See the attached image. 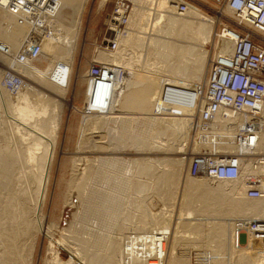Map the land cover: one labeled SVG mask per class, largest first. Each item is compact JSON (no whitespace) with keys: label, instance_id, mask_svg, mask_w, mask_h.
<instances>
[{"label":"bare ground","instance_id":"6f19581e","mask_svg":"<svg viewBox=\"0 0 264 264\" xmlns=\"http://www.w3.org/2000/svg\"><path fill=\"white\" fill-rule=\"evenodd\" d=\"M132 1L134 7L131 12L126 34L117 37L118 43L115 52L112 51L113 53L110 55H107L106 52H102L99 58L103 61L105 60L107 62H105V64L119 66L124 69L123 66L125 65L122 63V54L130 44L138 43L143 45V43H148L153 44L154 47L156 46L158 48L155 47V50L157 49L156 53L164 58L160 63L162 66L169 68V70H166L163 67V69L161 68L163 70L162 72L156 71L146 73L142 75L143 77H139L138 79L132 77V81H130V83H132H129L130 85L127 84L124 91H130L129 94L133 96L140 93L149 97L156 108L154 111L158 113L162 112L169 121L167 124L173 122L177 126L180 122L179 118H182L184 124L178 128H172L170 126L165 128L164 126V128H162L163 130L158 131L155 137H152L151 139L150 137L138 133L139 131L136 132L137 134L132 132L129 136L133 138L134 147H137V149L141 147L140 149L142 150L146 148H159L165 150H177L178 152L186 151L190 128L192 127L193 130L195 128L194 114L196 110L185 105L186 100H190V97L185 98L182 94L176 91V93H166V85L179 87L180 89H197L200 85L201 79L205 76L206 63L209 58V50L206 48L207 45L212 42L217 43L216 47L219 51L218 53L222 55L231 54L233 52L234 43L221 36V40L218 42L213 41L215 26L214 18L208 16L202 12L201 9L192 4L189 5L188 10L184 14H179L172 3L173 0ZM58 2L61 5V9L58 16L51 18L48 22L49 30L47 35L44 36L46 42L43 40V54H46L48 57H54V54H57L55 52L60 49V54L71 59V56L73 55V43L76 42L78 31L81 28L83 14L88 0H58ZM107 3L108 0H102L100 5L105 7ZM66 6H74L75 10L78 12V16L74 20L75 27L67 25L64 22L67 18L61 17L62 10ZM9 18L11 21H14L16 25L17 21L15 22V17L0 8V21H2L0 23V31L5 32L3 37H0V40L10 46V44L7 43L8 39L6 42V35L11 36L9 31L11 32L14 28L9 25V21L5 20H9ZM50 22L56 23L60 32L67 33L66 36H68V38L66 37L67 39L65 38L66 40H64V42L61 43L59 36L52 32V25ZM160 34H162L165 39L161 38ZM10 47L14 51H17L20 48V46L17 49L16 46H14L15 48L13 46ZM0 59L4 61L6 65L13 66L8 57L0 55ZM35 63L36 62L16 65L17 67L14 68L28 77L31 73V68L32 71L34 70L36 66ZM61 66H63V64ZM192 66L193 70H196L198 73L197 82L190 81L189 79L190 82L188 81L186 84L184 83V85L179 86L176 82V78L181 79V77L185 78L186 76L188 79L189 77L187 76H193V74L190 75V69ZM42 69L44 70V68ZM45 70H47V68ZM3 73L4 71L0 69V119H2V123L6 124L7 122V126L9 127H6L9 129L7 132V129L6 131L4 129L5 126L4 128L0 127L3 131H0L2 132L0 137L4 132L9 135V130L11 128L13 133H10V135L13 134L15 138L14 144H16V146L11 147L10 143L8 146L7 144L5 146L0 144V264H21L22 261L25 260V256L28 253L26 254L27 250L24 249V246L27 245V241L31 238L30 236H33L32 246L30 245L31 251L35 244L34 235H31L34 228L37 234L42 233L50 239L48 253L51 254V256L46 260L48 264H119L117 259L119 256L118 251L124 253L125 258L122 261V264H200V262L193 258V250H195V254L198 255H201L200 252L205 251L206 255L209 254L205 257L207 260L205 264H264V250H258L254 246L252 247L251 243H241L240 231H238V228L236 227V222H232L234 218H238L240 221L243 220V228L250 220L264 218V198L250 199L246 196L247 180L256 178L261 180L260 183L264 185V100L261 103L259 118L261 123L260 137L257 147L253 150L259 152H256L255 154L249 153L243 156L244 168L242 178L239 181L233 182L234 184L232 185L233 187L230 192H227L224 189L225 185L228 186L227 182L230 181L213 182L215 180H211L204 176L193 177L188 172L187 181L191 182L189 186H194L192 189L194 192L188 190L189 194L187 193V196L189 195V198L187 197L189 199V205L194 204L193 201L196 203L199 202L201 204L200 210L202 212H209V215L219 213V215L222 214L233 217L229 218L230 221L226 224L213 223L206 226L198 221L191 220L193 219L194 213L191 210L192 208L188 206L184 213V217L181 218L182 221H179L178 223L177 231L183 232V234H186L185 236H191L192 234L199 236V233L207 228L204 245L195 247L191 237L182 236L178 239V236H176L175 240H178L168 249L167 254L166 250L157 251L156 248L152 246L154 243L153 236H150L149 234L150 231L154 232V229H159L161 225V227L166 228L165 233L167 237L171 223V219L167 218L168 220L165 219L162 223L159 220H154L155 224L152 223L154 226L151 224L152 228L145 229L142 226H138L139 229L133 228L126 232L124 235L132 236L133 243H129L130 240H128V242L126 240H120L123 243H120L118 240L119 244L115 243V241L113 243H105V245H100L101 249L99 248V252H95L93 249L95 253H90L93 256L95 255V257H89L86 254H83L79 248L64 240V238L60 237L57 239L51 235L49 232L50 230H48L50 228L47 229L44 225L45 221L43 220L44 218L41 213L50 181V173L54 161L59 128L58 122H56L55 118L53 119V116H50V119L48 118L49 121L47 122L40 118L49 114L50 98L47 100L43 98L42 94L33 95L31 93L20 96L19 98L11 97V92L1 85V76ZM122 81L123 79L118 80L115 86H113V96L116 93V90L122 86ZM26 90H30V92L36 91L35 86L25 81L23 88L17 94ZM102 90L105 91L106 89ZM103 94H106V92ZM113 101H111L110 110L113 108ZM109 116L110 118L112 117V115ZM108 117L106 119H109ZM97 119L101 120V118ZM6 133L4 134L6 135ZM234 135H236V133L232 132L229 134V137H222L220 132L215 133L210 132L207 129L203 130L202 128H198L196 130V137L198 136V138L196 139L194 149L199 150L206 148V150L212 152L236 151L237 147L234 146L232 140ZM165 136L167 141L163 142V137ZM156 139H159L161 145L155 144V142H157ZM7 141L8 139L6 138L5 142ZM177 141L180 142L177 143ZM79 143L81 142L79 141ZM214 144L217 146V149H210L209 147ZM162 146H166V148ZM112 158H110L111 160L109 158L103 159L102 162H112L113 164H118L120 162L119 159H117L118 157L116 159ZM144 158L137 159V161L146 165L140 168L141 172L146 171L148 174L155 176L159 180L158 183L161 186L166 185V187L174 188L179 183V172L176 170V167L182 165L185 157L179 159H174L172 157H165V159H154V157ZM80 161L85 162L87 160L82 158ZM150 162H156L160 167H163L162 172H169L172 174L157 175V177L154 175L155 172L152 163ZM253 164L255 167L258 166V169L254 168ZM31 186H33L36 192L35 199L32 200L33 206H31V203L27 202L32 198L29 191ZM94 199L95 198L91 197L90 201H94ZM40 203L41 210L38 213ZM165 209H167V212L171 211H169V208H164V210ZM113 210L110 212H113ZM110 212L108 210V213ZM165 214L164 216H166ZM171 215L172 214L170 213L169 216ZM141 224L143 225V221ZM225 228L229 229L227 233L225 232ZM217 229L219 235L225 233L229 235L230 239L228 238L227 244L229 247L231 246V250L234 248L232 253H228L225 260L221 259L222 257L220 256V253L223 256V252H227L224 251L226 248L223 249L225 243L222 245V241L219 242L216 237V240H218L220 244L214 240L209 241L211 237L208 236L212 234L211 236L214 237V235L217 234L215 233ZM210 230H212V232H210ZM137 233H141V235ZM224 236L225 235H223V238ZM231 236L237 238L234 237L233 239ZM217 237L219 238V236ZM223 238L221 240L224 242ZM60 248L65 249L70 253V259L65 260L62 258L59 251ZM186 248H189L188 252L184 251ZM161 249L162 246H160V250ZM231 250L229 252H231ZM97 253L100 254V257H97ZM102 255H105V257ZM30 258L32 259V256H30Z\"/></svg>","mask_w":264,"mask_h":264},{"label":"rangeland","instance_id":"374dc122","mask_svg":"<svg viewBox=\"0 0 264 264\" xmlns=\"http://www.w3.org/2000/svg\"><path fill=\"white\" fill-rule=\"evenodd\" d=\"M101 2L102 0H88L83 14L81 28L78 31L76 42L73 43V55L71 56V59L60 54V49L55 52L57 54H54V57H48L46 54H43V56L36 61L34 70L32 71L31 68L30 75L27 74L28 77L25 76L24 78L27 83H31L35 86L36 91L30 92V90H26L20 94L9 93L11 97L14 98H19L28 93L33 95L42 94L43 98L47 100L50 98L49 114L40 118L47 122L50 119L49 117L53 116V119L55 118L56 122H58L59 128L54 161L51 168L46 198L41 211L44 218L43 220L45 221L44 225L47 229L50 228L48 229L50 230V234L57 239L60 237L64 238L68 243L79 248L83 254L91 257L93 255L90 253L94 252V250L97 252L102 244L105 245V243H113L114 241L119 244L120 240H126L127 242L130 240L129 243H133L132 236L124 235L133 228L139 229L140 226L145 229L152 228V225L155 224L154 220H159L162 223L165 219L170 218L171 223L167 237L165 233L166 228L161 227V225L159 229H154V232L150 231L149 234L150 236H153L154 243L152 246L155 247L157 251L166 250L167 254V251L172 244L180 237L186 235L183 234V232L177 231V228L178 223L179 221H182L181 218L184 217V213L188 206L192 208L191 210L194 213L193 219L191 220L198 221L206 226L213 223L226 224L230 221L229 218L233 217L229 215H219V213L209 215V212H202L200 210L201 204L199 202H197L199 203L197 204L193 201L194 204L189 205V195L187 196V193L189 194L188 190L194 192L192 190L194 186H189L191 182L187 181L190 156L194 153L206 150V148L199 150L194 149L198 136L196 137V133L193 134L194 130L192 127L189 131L186 151L183 152L159 148H146L142 150L140 149L141 147H139L137 149V147H134L133 138L129 136L132 132L137 134L136 132L139 131L138 133L150 137L151 139L152 137H155L158 131H162L164 126L165 128L168 126L178 128L184 124L182 118H179L180 122L177 126L173 122L167 124L169 122L168 119L162 112L158 113L154 111L156 108L149 97L140 93L133 96L129 94L130 91H124L126 85L132 81V77L138 79L139 77H143L142 75L146 73L156 71L162 72L163 67L166 70H169V68L162 66L160 63L164 58L156 53L158 49L156 46L157 49L155 50L153 44H130L122 54V63L125 65L123 66L125 69V77L121 82L122 86L116 90V95L114 94V96H112V99L114 100H112L114 103L112 110L102 114L85 113L87 107L92 101V97L90 98L89 93L93 90L89 85V79L87 77L88 69L94 61H97V63L106 62L99 58L102 52H106L107 55H110L113 53L112 51H114L111 50L108 43H106L107 38H109L106 21L108 14H110L114 8V2L108 3L105 7L100 5ZM190 3L201 9L202 12L208 16L214 18L215 26L213 41L215 42L221 40L220 36H217L216 33L222 24L234 23V16L225 8L224 2H219L218 0H192ZM61 14V17L67 18L66 21L63 20L67 25L75 27L74 20L77 18L78 12L75 10L74 6L64 7ZM7 19L5 20L9 21V25L14 29H12L11 32L9 31L11 36L6 35L8 38L5 36L6 42L8 39L7 43L10 44V46H16L17 49L21 46L22 39L26 34L27 29L25 26L17 24L16 19V25L10 18L9 20ZM1 22L2 21H0V23ZM53 22H50L52 25V32L59 36V40L62 43L68 38V36H66L67 33L60 32L58 30V25ZM3 34H5V32L0 31V37H3ZM160 35L161 38H164L162 34ZM44 42H46V39H44ZM216 44L217 43L212 42L206 47L209 50V58L206 63L205 76L201 79L200 85L207 82L210 60L212 57L219 54ZM62 64L63 66H61ZM7 67L6 63L0 59V69L6 70ZM45 67L47 70H45ZM42 68H44V70ZM190 70V75L193 74V76H187L189 77L188 79L186 76L185 78L181 77V79L176 78V82L179 86L184 85V83L186 84L189 79L190 81L197 82L198 73L196 70H193V66ZM102 89L103 88L97 89L98 99H100L102 94L107 91V89H104L105 91ZM107 115H112V117L110 118V116L108 117ZM106 116L109 119H106ZM97 118H101V120ZM0 121V127L4 128L5 126L4 129L5 131L7 129L8 132L9 128L7 127L9 126H7V122L5 124L2 123V119H0ZM0 131H2L1 128ZM12 131L13 130L10 128L9 135H7L8 133L6 132H4L6 135L4 133V136L3 134L1 135L0 144H2V146H5L6 144L8 146L9 143L11 144V147L16 146V144H14L15 138L13 134L10 135V133H13ZM2 132H0V134ZM6 138L8 139L7 142H5ZM163 138V142H166V136ZM156 141L155 144L161 145L159 139H156ZM179 142L180 141H177V143ZM162 147L166 148V146ZM209 148L216 150L217 146L214 144ZM256 152L259 151H252L250 153L255 154ZM144 157H154V159H165V157L179 159L185 157L182 165L176 167V170L179 172V183L174 188L166 187V185L161 186L158 183L159 180L155 176L148 174L146 171L141 172L140 168L146 165L137 161V159ZM82 158H85L87 161H80ZM107 158H117L120 162L118 164L105 161L102 162L103 159ZM150 163H152L155 172L154 175L172 174L169 172H162L163 167H160L156 162ZM253 167L258 169V166L255 167L254 164ZM227 183L228 186L225 185L224 189L225 191L230 192L234 183ZM29 191L32 198H30V200L27 199V202L31 203V206H33L32 200L35 199L36 192L33 186H31ZM91 197L95 198L94 201H90ZM40 207L41 203L38 207V213L41 210ZM164 208H169V211H171L167 212V209L164 210ZM110 209H114L113 212H110L112 211ZM108 210L110 213H108ZM170 213L173 216H169ZM164 214L166 216H164ZM235 220L239 219L234 218L232 222L234 223ZM142 221L143 225L141 224ZM206 229L207 228L199 233V236L192 234L191 236L185 237H191L195 247L202 246L204 245L205 234H207ZM225 229L224 231L227 233L229 229ZM217 231L218 229L215 232L217 234H213L214 237L211 236L212 234L208 236L211 237L209 241L214 240L217 243L222 241V245L225 243L223 249L226 248L224 251L227 252L225 253L221 251L223 252V256L220 253V256L222 257L221 259L225 260L228 253H232L234 248L232 247L233 249L231 250V246L229 247L227 244L229 235L226 233L219 235V231ZM210 232H212V230H210ZM137 234L141 235V233ZM31 235H34L35 238L33 250L31 251L30 249L33 243V236H30L31 240L28 237L29 240L27 241V245L24 246V249L27 250L26 254H28L25 256V260L22 261L21 264H48L46 260L51 256V254L48 253L49 237L44 236L42 233L37 234L35 228ZM223 235H225L224 238ZM176 236H178V239L175 240ZM217 236H219L220 239ZM221 237L224 239V242L221 240ZM231 237L234 239L235 236ZM121 241L120 243H123ZM160 246H162L161 250ZM230 250L231 252H229ZM59 251L63 259H70L71 256L68 251L61 248ZM118 254V262L119 264H122V261L125 258L124 253L118 251ZM30 256H32V259ZM102 256L105 257V255ZM93 257H95V255ZM97 257H100V254H98Z\"/></svg>","mask_w":264,"mask_h":264},{"label":"built area","instance_id":"2783aa9c","mask_svg":"<svg viewBox=\"0 0 264 264\" xmlns=\"http://www.w3.org/2000/svg\"><path fill=\"white\" fill-rule=\"evenodd\" d=\"M191 1L173 0L172 3L179 14H184L192 4ZM218 1L224 2L225 8L235 19L233 24H222L217 32L218 36L234 43L233 52L212 58L206 84L197 89L166 85V93L179 92L185 98L190 97L185 105L196 110L193 134L198 128L220 132L222 137L236 133L232 138L236 151L203 150L194 153L188 167L189 174L215 181L235 182L241 180L243 175V156L257 147L261 131L259 118L264 100V0ZM110 2H114V8L106 21L109 33L106 43L115 51L117 37L126 34L134 3L131 0H108ZM0 8L27 29L17 51L0 40V55L8 57L13 64L3 69L1 85L12 94H17L23 88L25 75L14 67L36 62L43 56L42 43L49 30L48 22L58 16L61 5L58 0H0ZM124 75L122 67L94 61L87 72L93 90L89 94L92 102L85 113L108 112L113 98V86ZM98 88L107 89L100 99L97 98ZM260 182L256 178L246 181L248 198H264V185ZM235 222L240 231L241 243H251L252 247L264 250V218L250 220L243 228L244 221ZM184 251L188 252L189 248ZM193 251L196 261L200 264L207 262L205 257L209 254L206 255V251L200 252L201 255Z\"/></svg>","mask_w":264,"mask_h":264}]
</instances>
